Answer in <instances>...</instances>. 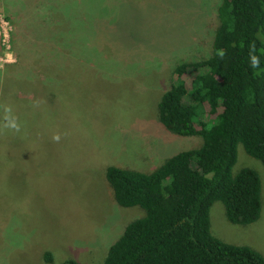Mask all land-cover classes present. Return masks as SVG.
I'll return each instance as SVG.
<instances>
[{
  "label": "rangeland",
  "instance_id": "1",
  "mask_svg": "<svg viewBox=\"0 0 264 264\" xmlns=\"http://www.w3.org/2000/svg\"><path fill=\"white\" fill-rule=\"evenodd\" d=\"M53 1L0 0V264H103L145 216L117 205L108 167L151 173L202 144L166 130L158 106L176 64L212 55L219 0ZM52 29L55 61L42 50ZM243 168L260 176V219L234 225L215 202L211 230L264 256V166L240 145L234 174Z\"/></svg>",
  "mask_w": 264,
  "mask_h": 264
},
{
  "label": "trees",
  "instance_id": "2",
  "mask_svg": "<svg viewBox=\"0 0 264 264\" xmlns=\"http://www.w3.org/2000/svg\"><path fill=\"white\" fill-rule=\"evenodd\" d=\"M217 19L212 55L176 64L174 82L158 106L166 130L200 138L202 144L178 152L151 173L108 167L106 181L117 205L139 207L145 216L127 225L103 264H264L253 248L215 237L210 219L215 202L224 205L234 225L254 224L262 213L258 172L243 168L234 174L233 169L240 145L264 166V0H219ZM54 36L52 29L43 39L50 44L42 49L52 61L49 55L62 47L53 46ZM33 40L32 46L42 48L39 39ZM45 89L41 98L47 99L51 93ZM41 104V109L58 106ZM44 260L53 262V255L46 252Z\"/></svg>",
  "mask_w": 264,
  "mask_h": 264
},
{
  "label": "clouds",
  "instance_id": "3",
  "mask_svg": "<svg viewBox=\"0 0 264 264\" xmlns=\"http://www.w3.org/2000/svg\"><path fill=\"white\" fill-rule=\"evenodd\" d=\"M253 60H254V62H255V58H253ZM12 126H13V127H15V125H14V124H13Z\"/></svg>",
  "mask_w": 264,
  "mask_h": 264
}]
</instances>
